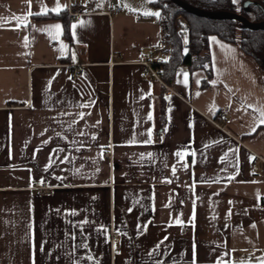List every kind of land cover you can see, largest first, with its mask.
<instances>
[{"label": "crops", "instance_id": "crops-1", "mask_svg": "<svg viewBox=\"0 0 264 264\" xmlns=\"http://www.w3.org/2000/svg\"><path fill=\"white\" fill-rule=\"evenodd\" d=\"M152 1L0 0V264L264 260V72L210 36L208 87L145 78L144 53L168 56ZM60 12L71 41L33 19Z\"/></svg>", "mask_w": 264, "mask_h": 264}, {"label": "trees", "instance_id": "trees-1", "mask_svg": "<svg viewBox=\"0 0 264 264\" xmlns=\"http://www.w3.org/2000/svg\"><path fill=\"white\" fill-rule=\"evenodd\" d=\"M196 8L208 12H238L254 23L264 22V0H241L240 5L233 0H181ZM250 1L248 8L245 2ZM152 6L160 13L163 20L162 46L168 45L170 49L167 58L162 65L163 79L167 84L174 81L175 72L180 65L188 67L189 71L205 69L208 79L203 82V87L209 86V80L213 76L211 56L209 50L210 36H217L222 41L238 45L243 52L252 59L263 71L264 64V30H251L241 23L224 19L212 20L201 17L181 8L173 0H153ZM35 20L57 19L64 25V35L71 41L72 18L66 12L35 16ZM181 19H184L189 27V48L183 53V34L181 32ZM264 72V71H263Z\"/></svg>", "mask_w": 264, "mask_h": 264}, {"label": "built area", "instance_id": "built-area-1", "mask_svg": "<svg viewBox=\"0 0 264 264\" xmlns=\"http://www.w3.org/2000/svg\"><path fill=\"white\" fill-rule=\"evenodd\" d=\"M124 11L123 7L117 6L113 9V11H111L110 13H108L110 16L116 15L118 13H121ZM71 16H73L74 20L76 21L78 19V17L81 15V13L77 12V11H71ZM182 34H183V53L186 54L188 52V48H189V43H190V39H189V29H185L183 28L181 30ZM162 48H158V47H154V48H150L146 53H144L141 56V65L144 68V77L150 80H156L157 82H159L160 84H162L163 86H165L166 88L170 89V91L172 90L170 88V84H167L162 76L163 73V68L162 65L165 62V58L162 56ZM180 68V67H178ZM82 67L81 66H77L75 67L72 75L74 77H78L82 74ZM208 121L213 124L214 126H216L219 129H224V126L227 122V118L225 116V114L223 112H218L216 117H208ZM262 161L260 158H258V161L255 162L253 164V170L257 171L258 167H259V162ZM34 189L36 190L38 195H48L52 192V187H49L46 183H39L36 184ZM263 205H264V201H263ZM118 240V236L116 234L113 235L112 237V241H117Z\"/></svg>", "mask_w": 264, "mask_h": 264}, {"label": "water", "instance_id": "water-1", "mask_svg": "<svg viewBox=\"0 0 264 264\" xmlns=\"http://www.w3.org/2000/svg\"><path fill=\"white\" fill-rule=\"evenodd\" d=\"M177 5H179L184 10L188 11L189 13L205 17L212 20H234L237 22L242 23L245 27L251 30H264V22L263 23H254L248 20L246 17H244L242 14L236 12H208L199 8H196L190 4H187L181 0H173ZM251 4L250 1L245 2L244 7L248 8V6ZM263 71H264V64H263Z\"/></svg>", "mask_w": 264, "mask_h": 264}, {"label": "snow or ice", "instance_id": "snow-or-ice-1", "mask_svg": "<svg viewBox=\"0 0 264 264\" xmlns=\"http://www.w3.org/2000/svg\"><path fill=\"white\" fill-rule=\"evenodd\" d=\"M233 3H236V0H233ZM60 10V5L57 3V7H56V9H53V11H59ZM145 15H155V16H157V17H159L160 16V13L159 12H155V13H148V12H146V13H144ZM22 19H24V17H16V20L17 21H20V20H22ZM54 28H56V29H59V25H55V26H53ZM73 27H75V26H73ZM185 75V79L187 78V74H184ZM260 115H261V120H260V123L261 124H264V109H261L260 110ZM149 118H151V117H149ZM150 142V141H149ZM181 155V153H177V156H180ZM59 179V178H58ZM41 183H43V181H41ZM261 264H264V260H261Z\"/></svg>", "mask_w": 264, "mask_h": 264}, {"label": "rangeland", "instance_id": "rangeland-1", "mask_svg": "<svg viewBox=\"0 0 264 264\" xmlns=\"http://www.w3.org/2000/svg\"><path fill=\"white\" fill-rule=\"evenodd\" d=\"M238 13H240V8L238 9ZM161 19V18H160ZM161 22L163 23V20L161 19ZM180 23H181V30L183 29V28H185V29H189V27H188V24H187V22L184 20V19H181V21H180ZM240 23V22H239ZM242 24V23H241ZM243 25V24H242ZM163 47L164 48H168V49H170V47L168 46V45H163ZM163 55L165 56V52L163 53Z\"/></svg>", "mask_w": 264, "mask_h": 264}]
</instances>
